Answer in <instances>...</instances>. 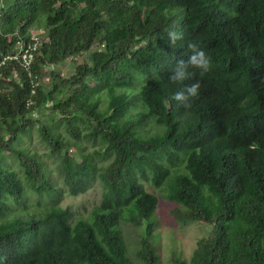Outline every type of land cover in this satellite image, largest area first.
<instances>
[{
	"label": "trees",
	"instance_id": "1",
	"mask_svg": "<svg viewBox=\"0 0 264 264\" xmlns=\"http://www.w3.org/2000/svg\"><path fill=\"white\" fill-rule=\"evenodd\" d=\"M36 27L0 70V264H162L158 218L208 231L171 264H264V0H0V62ZM190 42L212 69L172 84ZM98 183L88 217L62 206Z\"/></svg>",
	"mask_w": 264,
	"mask_h": 264
},
{
	"label": "rangeland",
	"instance_id": "2",
	"mask_svg": "<svg viewBox=\"0 0 264 264\" xmlns=\"http://www.w3.org/2000/svg\"><path fill=\"white\" fill-rule=\"evenodd\" d=\"M36 30H44L32 29ZM79 63L83 62V59L77 60ZM52 69V68H51ZM58 70L62 75H68L73 72V63L67 61L58 66ZM44 82L50 84L48 76L45 77ZM104 99V98H103ZM106 104V103H105ZM85 147H90V152L95 151L92 148V144L85 143ZM75 150V148L73 149ZM99 166H106L108 162L105 159L98 160ZM102 185L98 183L95 187L91 188L88 193L79 196H72L68 193L65 194L62 200L63 207H71L75 212L76 218L88 217L92 209L99 205L102 198ZM161 208L164 207L163 201H161ZM161 209L158 210V215L161 214ZM158 218V217H157ZM158 226L155 230V234H161L159 241V255L162 264H171L172 252L175 250L178 254H181L185 259H188L196 248L197 241L207 235V229L199 227L198 225H188L185 227L172 226L169 221L163 222L158 218ZM171 225V226H170ZM144 231V229L134 228L133 226H124L123 233L131 252H134V248L137 247L139 237L136 232Z\"/></svg>",
	"mask_w": 264,
	"mask_h": 264
},
{
	"label": "clouds",
	"instance_id": "3",
	"mask_svg": "<svg viewBox=\"0 0 264 264\" xmlns=\"http://www.w3.org/2000/svg\"><path fill=\"white\" fill-rule=\"evenodd\" d=\"M44 31H39L38 33H41V32L44 33ZM36 32L37 30L31 31V34L33 35V38H32L33 43L26 44V42L23 40H20L18 43L20 45L19 51L15 55V57L18 58V56L21 53H24L23 62H24V67L26 68V70L30 69L33 63V60H34V53L36 52V50L38 49L40 45L38 43L37 34L35 35ZM167 39H168V43L171 46H175L178 41H181L183 39V34L177 31H169L167 34ZM95 48H96L95 46L92 47L91 51H95L96 50ZM103 48H104V45H101L98 50H102ZM187 51H188L187 59L178 60L171 69V73L168 79L172 84H182L183 82L189 80L190 77L193 75V73L190 72L189 69H198L201 75L208 73L212 69L211 57L197 43L195 42L188 43ZM24 56H27V59L31 60L30 66L26 65ZM85 58L86 57L83 56L81 59H85ZM14 59H15L14 56H10L4 59L3 61H1L0 70L6 64L8 60L12 61ZM72 60L73 59H70L69 61L72 62ZM74 60H79V58H75ZM156 78L158 79V77ZM200 87H201V84L199 81L186 85L185 87L173 93L171 99L175 101L178 106L188 109L191 107L190 101L192 100V98L197 97ZM178 119H183V118L181 117Z\"/></svg>",
	"mask_w": 264,
	"mask_h": 264
},
{
	"label": "built area",
	"instance_id": "4",
	"mask_svg": "<svg viewBox=\"0 0 264 264\" xmlns=\"http://www.w3.org/2000/svg\"><path fill=\"white\" fill-rule=\"evenodd\" d=\"M15 59H17L16 57H14ZM24 58H25V61H26V65L27 66H30V64H31V60L30 59H27V56H24ZM11 59V58H10Z\"/></svg>",
	"mask_w": 264,
	"mask_h": 264
}]
</instances>
